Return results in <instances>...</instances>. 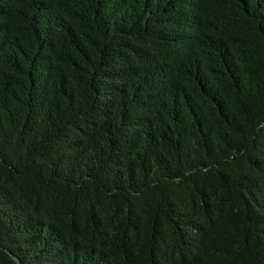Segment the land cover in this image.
Segmentation results:
<instances>
[{"label": "trees", "instance_id": "16d2710c", "mask_svg": "<svg viewBox=\"0 0 264 264\" xmlns=\"http://www.w3.org/2000/svg\"><path fill=\"white\" fill-rule=\"evenodd\" d=\"M0 264H264V0H0Z\"/></svg>", "mask_w": 264, "mask_h": 264}]
</instances>
